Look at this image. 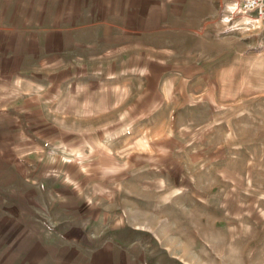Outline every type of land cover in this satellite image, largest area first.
I'll return each instance as SVG.
<instances>
[{
  "label": "rangeland",
  "instance_id": "1",
  "mask_svg": "<svg viewBox=\"0 0 264 264\" xmlns=\"http://www.w3.org/2000/svg\"><path fill=\"white\" fill-rule=\"evenodd\" d=\"M240 1L125 0L106 73L0 59V264H78L98 238L264 264V29Z\"/></svg>",
  "mask_w": 264,
  "mask_h": 264
},
{
  "label": "crops",
  "instance_id": "2",
  "mask_svg": "<svg viewBox=\"0 0 264 264\" xmlns=\"http://www.w3.org/2000/svg\"><path fill=\"white\" fill-rule=\"evenodd\" d=\"M113 1L0 0V59L26 62L33 56H43L48 63L60 66L70 61L83 65L86 71H98L100 66L104 73L112 62L97 67V61H110L114 54H122L118 51L125 46L121 33H126L129 26L125 0H121V6ZM137 24L134 21L133 34L143 28ZM86 50L88 53H82ZM118 242L79 239L83 251L79 252L78 264H135L128 255L131 246Z\"/></svg>",
  "mask_w": 264,
  "mask_h": 264
},
{
  "label": "built area",
  "instance_id": "3",
  "mask_svg": "<svg viewBox=\"0 0 264 264\" xmlns=\"http://www.w3.org/2000/svg\"><path fill=\"white\" fill-rule=\"evenodd\" d=\"M231 14L245 17L248 29H264V0H241L232 7Z\"/></svg>",
  "mask_w": 264,
  "mask_h": 264
}]
</instances>
